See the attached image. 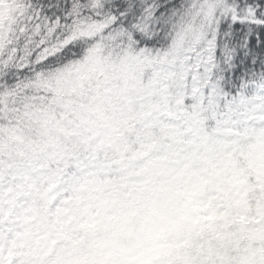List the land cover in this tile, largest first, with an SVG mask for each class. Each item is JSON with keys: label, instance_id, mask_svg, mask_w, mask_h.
<instances>
[{"label": "snow or ice", "instance_id": "obj_1", "mask_svg": "<svg viewBox=\"0 0 264 264\" xmlns=\"http://www.w3.org/2000/svg\"><path fill=\"white\" fill-rule=\"evenodd\" d=\"M0 264H264V0H0Z\"/></svg>", "mask_w": 264, "mask_h": 264}]
</instances>
